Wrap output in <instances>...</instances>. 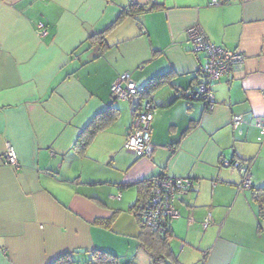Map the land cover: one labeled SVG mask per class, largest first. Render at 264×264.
I'll use <instances>...</instances> for the list:
<instances>
[{"label": "crops", "instance_id": "0c3cea01", "mask_svg": "<svg viewBox=\"0 0 264 264\" xmlns=\"http://www.w3.org/2000/svg\"><path fill=\"white\" fill-rule=\"evenodd\" d=\"M213 1L0 0V264L64 255L89 264L95 251L117 264H153L134 207L146 181L163 174L194 183L175 204L168 239L179 264H264V205L220 164L246 163L252 187H264V0ZM133 4L144 11L120 18ZM194 25L244 56L212 85L209 112L197 94L206 59L188 40ZM123 74L140 90L167 76L126 102L110 92ZM147 99L156 107L152 152L138 158L123 146ZM109 109L78 152L77 138ZM7 144L17 167L3 163Z\"/></svg>", "mask_w": 264, "mask_h": 264}, {"label": "built area", "instance_id": "2783aa9c", "mask_svg": "<svg viewBox=\"0 0 264 264\" xmlns=\"http://www.w3.org/2000/svg\"><path fill=\"white\" fill-rule=\"evenodd\" d=\"M230 0H214L211 5L217 6L221 3H227ZM36 34L42 38L47 35L43 23L36 24ZM188 40L192 45L195 53L205 55L206 62L201 68L202 81L197 87V94L201 97L206 112L214 108V95L212 85L220 80L228 71L239 66L244 60V56L238 52L223 49L212 45L204 32L198 25H194L187 30ZM111 95L118 101H130L138 95L139 89L128 74L119 76L110 87ZM156 114V107L147 99L142 103L140 108L134 113L124 142V150L133 153L138 158H148L152 152L150 142V125ZM242 122V117L234 116L233 125ZM258 142L264 141V125L259 126ZM3 163L7 166L17 167L18 161L16 153L12 146L6 145L3 153ZM223 167L235 169L241 176V182L238 185V191L248 190L251 187L250 168L237 161L221 163ZM150 205L144 215L145 224L159 231H163L161 221L168 224L180 217L179 211L175 204L187 192L193 189V181L189 178H175L166 174L152 179ZM210 224V218H207L202 228L205 229Z\"/></svg>", "mask_w": 264, "mask_h": 264}, {"label": "trees", "instance_id": "16d2710c", "mask_svg": "<svg viewBox=\"0 0 264 264\" xmlns=\"http://www.w3.org/2000/svg\"><path fill=\"white\" fill-rule=\"evenodd\" d=\"M144 11L143 6L139 5H129L124 11L121 13L120 18L126 16V15H133L135 13H140ZM104 33L97 35L95 37L98 38L100 41V47L104 48L106 46V43L103 40ZM93 37V38H95ZM92 38V39H93ZM167 76V74H163L160 76L154 77L143 89H139L138 95H142L144 93L150 94L152 90H154L159 83H161V78H164ZM199 96V95H198ZM201 99V97L199 96ZM202 101V99H201ZM114 114L113 110H107L102 115H98L96 118L92 120V122L89 123V125L84 129V131L80 134V136L77 138L76 143L74 144V148L78 150V152H83L88 144V139L91 138L97 131L101 130L104 126H106L108 120L112 118ZM103 118H106L103 120ZM106 121V122H105ZM223 161H221L222 163ZM235 162V161H232ZM220 163V164H221ZM241 164H246L239 162ZM249 166V165H248ZM152 179L146 181L145 192L143 193L145 195V200L138 201L136 203L134 209L136 212L141 213L142 217V235L144 236V245L146 246L147 250L149 251L153 264H179L175 257H172L171 251L168 245V239L171 235V222L168 220L167 222L162 223V227H164L163 231L155 230L150 227H148L145 224L144 221V215L146 214V211L148 210V207L150 205V199H151V185H152ZM252 193V199L257 202L259 208L261 209L264 205V187L260 188H253L252 185L249 188ZM182 199V198H181ZM50 264H76L74 261H72L67 255H64L60 257L59 259L51 262ZM89 264H117L114 257L111 255L104 253V252H98L95 251L92 254L91 261Z\"/></svg>", "mask_w": 264, "mask_h": 264}, {"label": "rangeland", "instance_id": "374dc122", "mask_svg": "<svg viewBox=\"0 0 264 264\" xmlns=\"http://www.w3.org/2000/svg\"><path fill=\"white\" fill-rule=\"evenodd\" d=\"M230 170H231V168H229ZM229 169H227V170H229ZM233 171H235V172H237V170H235V169H233ZM238 173V172H237ZM239 174V173H238ZM240 178H241V176H240ZM210 218V217H209ZM173 223V222H172Z\"/></svg>", "mask_w": 264, "mask_h": 264}]
</instances>
